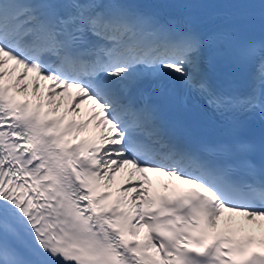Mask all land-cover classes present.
<instances>
[{
  "label": "snow or ice",
  "instance_id": "6c2138e0",
  "mask_svg": "<svg viewBox=\"0 0 264 264\" xmlns=\"http://www.w3.org/2000/svg\"><path fill=\"white\" fill-rule=\"evenodd\" d=\"M0 264H264V0H0Z\"/></svg>",
  "mask_w": 264,
  "mask_h": 264
},
{
  "label": "bare ground",
  "instance_id": "6f19581e",
  "mask_svg": "<svg viewBox=\"0 0 264 264\" xmlns=\"http://www.w3.org/2000/svg\"><path fill=\"white\" fill-rule=\"evenodd\" d=\"M120 176L118 175L117 179L119 178Z\"/></svg>",
  "mask_w": 264,
  "mask_h": 264
}]
</instances>
